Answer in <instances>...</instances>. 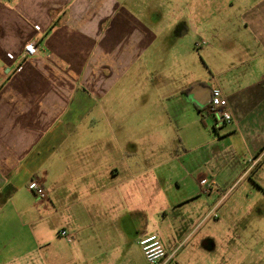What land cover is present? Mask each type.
<instances>
[{"label": "crops", "instance_id": "obj_1", "mask_svg": "<svg viewBox=\"0 0 264 264\" xmlns=\"http://www.w3.org/2000/svg\"><path fill=\"white\" fill-rule=\"evenodd\" d=\"M110 1L0 0V264H120L113 256L116 249L141 248L139 241L144 237H160L148 229L150 215L169 200L163 188L169 181L158 173L169 163L177 162L187 171L185 180H173L177 188L190 179L201 194L202 188L210 184V177L202 169L213 167L220 172L230 161L242 167L239 155L244 150L254 166L250 174L257 178L250 180L260 190L258 200H264L260 175L264 170V0H239L241 26L237 20L236 24L233 22L237 27L231 30V24L226 25L228 36L214 34L201 39L205 43L198 48L203 47V61L212 75L202 76L203 70H191L189 65L180 72L178 63L182 61L175 52L174 73L176 77L182 75L181 84L156 83L167 90L165 105L170 106L177 135H182L183 149L178 148L170 159L160 157L155 162L131 163L124 159L120 148L122 159L116 165L109 160L100 164L89 160L85 162L89 170L84 179H90L86 191L100 182L106 183L104 189L91 194L55 195L45 188L48 197L42 199L34 193L19 192L26 182L29 187L40 166L50 162L51 154L58 155L66 122H78L87 102H99L113 91L130 67L162 37L152 36L144 29L139 32L128 22L122 26L120 19H114L102 31ZM233 30L239 32L233 35ZM182 31L179 29V34L183 35ZM32 41L38 44L40 57L25 56V46ZM217 46L219 52H215ZM171 87L174 91L169 90ZM216 88L227 98L234 115V140L228 135L212 137L202 124L204 116L217 127L221 123L218 116L208 113L212 90ZM185 120L191 122L184 124ZM63 177L61 172L60 178ZM166 205L169 209L170 204ZM73 209L75 216H66ZM64 213L60 231L67 230L73 241L65 238L70 244L68 252L59 250L57 255L49 256L53 241L45 236L44 223ZM20 214L29 222L31 247L19 235L11 234V222L21 218ZM99 226L107 228L110 242L103 245L112 249L111 255H93L89 241L92 238L87 233L97 231ZM4 235L8 241L2 240ZM211 244L217 245L212 240L205 242L204 247ZM165 248L170 254L179 249ZM247 262L224 260L222 264H264L260 258ZM169 264L186 263L176 257Z\"/></svg>", "mask_w": 264, "mask_h": 264}, {"label": "rangeland", "instance_id": "obj_2", "mask_svg": "<svg viewBox=\"0 0 264 264\" xmlns=\"http://www.w3.org/2000/svg\"><path fill=\"white\" fill-rule=\"evenodd\" d=\"M238 5L239 0H111L108 3V19L102 31H106L114 19H120L122 26L128 22L139 32L144 29L152 36L162 37L158 38L159 42H153L148 52L130 67L113 91L100 98L99 102H87L78 122H66L62 128L65 136L57 148H61L60 152L58 155L51 154L50 162L40 166L36 172V178L45 181V188L51 194L70 196L78 192L86 195L101 191L106 187L105 182L94 185L90 192L86 191L90 179H84L89 170L85 162L94 160L100 164L109 160V163L116 165L122 159L119 148L122 155H125L124 159L131 163L148 160L155 162L160 157L163 160L170 159L178 148L183 149L182 135H177L170 106L165 105L167 90L165 87L160 89L156 83L161 81L164 84L168 81L170 84H179L183 79L182 75L176 77L174 73L177 60L175 52L180 54L178 60L182 61L178 63L180 72L183 68L186 71L189 65L191 70H203L202 76L212 75L203 61V47L198 48L197 44L201 39L214 34L228 36L229 33L224 31L226 25L231 24L228 26L231 30L237 27V20L241 26L242 7L239 9ZM192 22L198 31H194ZM179 29L184 30L183 35L179 34ZM116 31L119 32L117 28ZM238 32L233 30V35ZM218 47L215 52H219ZM173 88L169 90L174 91ZM189 122L185 120L184 124ZM202 124L206 125L204 129L207 128L212 137L228 135L231 140L235 138L233 123H220L217 127L204 116ZM239 156H242V167L230 161L227 168L220 172H216L217 168L213 167L208 168L210 171L203 168L202 173L210 177V184L202 188L201 194L200 188L190 179L181 188L175 186L173 180H185L187 177V171L181 169L179 163L166 164L158 171L164 180L169 181L163 186L164 195L169 200L161 210L153 211L150 215L148 231L158 232L168 249L175 250L178 247L176 257L179 262L203 264L208 261L211 264H222L224 260L232 263L248 260L249 263V260L257 258L264 261V200H258L260 190L253 182L257 178L250 174L254 166L248 162V154L241 150ZM61 172H64L63 178H60ZM260 175L264 181V170L260 171ZM251 177L253 180H250ZM213 181L218 182L217 186L212 185ZM27 185V182L21 185L19 192L33 194ZM206 189L210 190L209 194L204 193ZM182 200L185 202L179 204ZM166 204H170L169 209ZM75 212V209L70 210L66 216L74 217ZM64 215H57L50 223H44L45 236H50L53 241L47 253L49 256L53 253L57 255L59 250L68 252L70 244L59 235ZM28 223L23 215L19 219L14 218L11 234L19 235V239L31 247ZM194 229L195 233L189 237ZM87 234L92 238L89 241L94 256L102 257L106 252L111 255L112 249L104 248L110 242L107 241V228L99 226L97 231ZM5 237L2 240L8 241ZM212 240L217 245L204 247L205 242ZM127 247L118 248L113 254L120 264H149L142 248Z\"/></svg>", "mask_w": 264, "mask_h": 264}, {"label": "built area", "instance_id": "obj_3", "mask_svg": "<svg viewBox=\"0 0 264 264\" xmlns=\"http://www.w3.org/2000/svg\"><path fill=\"white\" fill-rule=\"evenodd\" d=\"M205 42L198 43L197 46ZM25 56L34 58L40 57V49L36 42L32 41L26 44L24 50ZM208 113L215 114L220 119L221 124H232L235 122L234 115L229 107V102L224 97L222 91L218 88L212 90L210 107ZM29 188L40 198L47 199L48 192L42 182L35 178L29 184ZM210 190H204L209 194ZM60 236L66 238L69 242L73 241V236L67 231H60ZM144 256L149 264H169L176 260V252L170 254L165 248L162 240L157 234L149 235L139 241Z\"/></svg>", "mask_w": 264, "mask_h": 264}]
</instances>
